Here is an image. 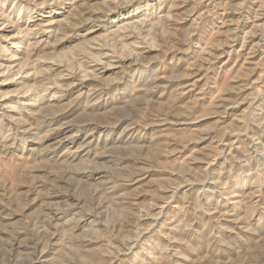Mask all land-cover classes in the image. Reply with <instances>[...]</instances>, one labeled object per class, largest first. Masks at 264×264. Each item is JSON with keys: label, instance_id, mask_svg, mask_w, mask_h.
Masks as SVG:
<instances>
[{"label": "rangeland", "instance_id": "rangeland-1", "mask_svg": "<svg viewBox=\"0 0 264 264\" xmlns=\"http://www.w3.org/2000/svg\"><path fill=\"white\" fill-rule=\"evenodd\" d=\"M0 264H264V0H0Z\"/></svg>", "mask_w": 264, "mask_h": 264}]
</instances>
